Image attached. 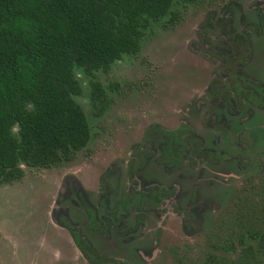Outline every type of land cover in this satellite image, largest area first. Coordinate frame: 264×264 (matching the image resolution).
Masks as SVG:
<instances>
[{
	"label": "rangeland",
	"instance_id": "obj_1",
	"mask_svg": "<svg viewBox=\"0 0 264 264\" xmlns=\"http://www.w3.org/2000/svg\"><path fill=\"white\" fill-rule=\"evenodd\" d=\"M257 9L264 20V0L176 4L174 25L168 17L144 24L137 55H123L93 77L76 68L81 93L74 99L84 110L91 139L72 162L52 170L21 164L24 180L0 186V264H94L76 251L63 220L78 225L102 255L126 264L235 260L239 234L249 226L264 229V110L247 101L229 106L224 99L212 106L203 90L211 77L220 76L216 62L224 52L218 43L225 25L234 34L250 35L252 56L242 72L264 84V29L255 27ZM93 78L110 100L101 116L89 101ZM229 85L227 80L225 90ZM180 123L193 129L204 149L235 151L231 144H239L244 131L259 139L246 163L241 150L235 151L239 158L221 163L191 162L188 150L180 167L159 164L167 130ZM221 123L229 135L216 129ZM162 186L170 195L159 207L141 211L138 190ZM84 201L98 217L108 207L120 222L112 229L104 222L100 231L87 228ZM136 214L145 217L142 224Z\"/></svg>",
	"mask_w": 264,
	"mask_h": 264
},
{
	"label": "trees",
	"instance_id": "obj_2",
	"mask_svg": "<svg viewBox=\"0 0 264 264\" xmlns=\"http://www.w3.org/2000/svg\"><path fill=\"white\" fill-rule=\"evenodd\" d=\"M174 1L197 0H0V185L20 181L21 164L52 168L88 144L74 70L92 76L137 54L144 24ZM89 100L97 114L107 105L97 81ZM236 241L237 258L214 264H264V229L249 226Z\"/></svg>",
	"mask_w": 264,
	"mask_h": 264
},
{
	"label": "flooded vegetation",
	"instance_id": "obj_3",
	"mask_svg": "<svg viewBox=\"0 0 264 264\" xmlns=\"http://www.w3.org/2000/svg\"><path fill=\"white\" fill-rule=\"evenodd\" d=\"M201 1L204 0H197L193 3L174 1L173 5L170 8V12L166 16L158 20L157 22H160L164 20L166 17H168L169 19L168 25L172 26L178 21L176 16L172 13V9L176 4H198ZM208 1H216V0H208ZM257 10L260 14V18H259L260 20H258V25H255V27L256 29H259L261 31L264 29V20L261 17L263 14L261 9H257ZM223 28H224V36L219 40L218 45L224 47L223 48L224 52L222 53L221 61L216 62V67L220 73V76L216 74L213 77H211V79L207 82L203 90L204 95L210 101L212 106H214L215 104L219 103L221 100L224 99L226 100V103L229 106L231 105L234 106L233 102L247 101L254 108L258 110H264V84L255 81L252 78H249L247 75H245V73L242 72L243 67L247 64V62L250 60L252 56L250 35L248 33L240 34V35L234 34L230 29V27L226 25L223 26ZM140 49H141V40H140ZM135 55H129V56H135ZM208 59L206 60L208 61ZM211 61L213 62V60ZM110 65L108 66V68L110 67ZM100 70H106V69H100ZM95 72H93L92 77L94 76ZM227 80H229L230 82L229 85L230 88L228 91L225 90L224 88V83ZM91 81H97L101 84L99 80L94 78ZM102 87L107 95V92L103 85ZM107 98H108L107 105L100 114H97L96 109L93 107V105L90 102L94 110V114L96 116H101L109 107L110 100L108 95ZM216 129L226 131L228 135L230 134L229 129L225 126L224 123L217 124ZM165 137H166V143L164 145L161 155L157 159V162L159 164L160 163L172 164L175 167H180L183 164L185 154L188 150L191 151L190 154L191 162L195 160L198 161L205 160L207 162H212V163L225 162L228 159H232L235 157L239 158L238 155L235 154V151L241 150L246 157L241 161L246 163L248 162V159H250L253 156V146L256 144V142L259 139L258 135H256L255 133L244 131L239 137L240 138L239 144H234V143L231 144V148L233 150L235 149V151L204 149L202 147V139L198 135H196L193 129L186 123H180L177 128L173 130H167ZM90 139H91V132H90ZM79 151H77V153ZM77 153L75 154L74 158L71 161L61 162L52 168H31V169H43V170L55 169L63 163L72 162L75 159ZM146 156L147 154L145 153L142 156L143 158L141 160H138L137 164H142ZM24 178H25V171L23 178L20 181H17L13 184L22 182ZM13 184L10 185L2 184L0 186H11ZM138 193L140 196L139 204L141 211H144L148 207H154V208L159 207L161 203L170 195L169 189L163 186L145 192H141L138 190ZM128 202H129L128 200H125V204H123V207ZM81 204L85 207V210L88 212L89 215L88 220L86 222V226L89 229L100 231L102 222L105 223L107 229H112L114 228V223L120 222L119 218H116L113 215L111 209H109L108 207H104V212L102 213V216L98 217L95 214L93 206H91L89 203H86L85 201L82 202ZM174 213H181L182 215H184V212L179 211V209H174ZM136 221L138 224H142L145 221V217L143 215L136 214ZM62 223L69 232L74 248L88 262L94 264H126L121 259H117L114 257H107L102 255L100 252H98L83 237L78 225H72L71 223H68L65 220H63Z\"/></svg>",
	"mask_w": 264,
	"mask_h": 264
}]
</instances>
